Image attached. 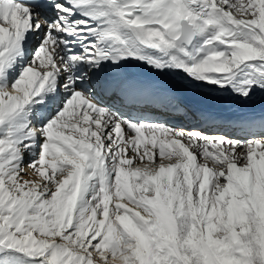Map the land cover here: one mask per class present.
<instances>
[{"label": "snow or ice", "instance_id": "snow-or-ice-1", "mask_svg": "<svg viewBox=\"0 0 264 264\" xmlns=\"http://www.w3.org/2000/svg\"><path fill=\"white\" fill-rule=\"evenodd\" d=\"M167 76L264 95V0H0V264H264V113Z\"/></svg>", "mask_w": 264, "mask_h": 264}, {"label": "bare ground", "instance_id": "bare-ground-1", "mask_svg": "<svg viewBox=\"0 0 264 264\" xmlns=\"http://www.w3.org/2000/svg\"><path fill=\"white\" fill-rule=\"evenodd\" d=\"M159 79L164 86L175 89L191 116L189 118L178 113H161L156 110H151L152 115H165L170 121H179L189 128L197 122L198 117H195V114L199 113H209L216 117L225 115L224 118L228 120L239 119L249 114L264 113V95H257L253 100L245 102L231 96H208L192 92L171 76L159 77Z\"/></svg>", "mask_w": 264, "mask_h": 264}]
</instances>
